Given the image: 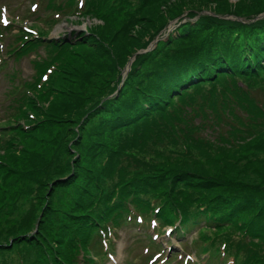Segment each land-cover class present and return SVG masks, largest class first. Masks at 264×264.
I'll list each match as a JSON object with an SVG mask.
<instances>
[{"label": "trees", "instance_id": "16d2710c", "mask_svg": "<svg viewBox=\"0 0 264 264\" xmlns=\"http://www.w3.org/2000/svg\"><path fill=\"white\" fill-rule=\"evenodd\" d=\"M164 1L142 0L119 27L124 6L48 0L50 10L80 9L104 20L88 34L96 43L88 54L110 74L96 93L84 90L89 71L76 75L75 86L65 83L73 78L79 43L43 39L48 29L42 28L32 39L22 30L18 46L11 45L17 57L40 47L46 54L33 60V81L16 86L22 93L16 124L0 123V209L15 208L21 217L5 237L7 248L0 245V264L10 252L19 264H95L92 241L134 213L173 225L178 237L197 230L210 264H264V176L249 170L264 152V96L254 93L264 73V0H192L147 15ZM204 10L211 13L199 16ZM185 12L198 19L138 53L119 88L128 61ZM144 21L145 37L123 58L116 39ZM56 92L54 104L43 105ZM80 109L67 114L56 134L47 130ZM91 116L97 122L85 126Z\"/></svg>", "mask_w": 264, "mask_h": 264}, {"label": "rangeland", "instance_id": "374dc122", "mask_svg": "<svg viewBox=\"0 0 264 264\" xmlns=\"http://www.w3.org/2000/svg\"><path fill=\"white\" fill-rule=\"evenodd\" d=\"M37 0H0V27L2 22L4 21V16H7V21L13 23L15 25L21 26V28H27L28 30H32L34 32H38L36 24L30 26V24L39 21L40 19L47 18L48 16L52 17L54 13L49 7H46L47 1L45 0L42 4L35 7V13L33 12V5L36 4ZM142 1V0H141ZM141 1L139 0H105L106 4H109L108 10H112V7H120L124 6V9L121 12L120 21L118 23L119 27L122 26L125 22L124 19H128L130 15L128 10L135 9ZM194 1V0H193ZM131 2V3H130ZM233 3H236L237 0H232ZM193 4L192 0H165L162 4L158 5L159 8L150 9L147 12L148 16H152L153 18L156 17L158 14L169 13V11L173 8H176L180 5ZM50 13V14H49ZM210 14V11L204 10L203 12L199 13L198 15L202 14ZM119 14V13H118ZM155 15V16H154ZM32 16V17H29ZM226 17L235 19L232 15H225ZM261 17V16H260ZM53 18V17H52ZM181 19V20H180ZM198 19V16L189 17L187 16V12H185L179 19L171 20L168 26L159 33L160 40H167L168 33L171 31L173 35L177 34L178 28L181 27L183 23L186 21L195 22ZM242 19V18H236ZM147 24H149V20H145ZM145 21L142 22L140 25H135L129 31V33L123 34L122 40L116 39V46H118V50L122 53L123 58H127L128 54L130 53V48L133 50L136 45L139 43L142 38L145 37L147 33L145 27ZM29 24V26L27 25ZM44 27L46 28L45 24ZM104 25V20L98 17L97 15L92 16H85V15H76L74 14H67L64 15L61 19L57 20L56 22H52L49 30L44 31L47 34L48 39L52 38H67L72 45H77L78 43V54L76 58L72 60V66L75 65L74 75L73 78L65 83L67 85L75 86L73 83L76 81V75L79 73H84L85 71L91 72L90 80H88V85L84 90H90V94L96 93L97 91L103 90L107 87L108 83H106L110 76L109 68L106 64L102 67H99L96 62L95 57H91L90 52H92V47H96V43H93L89 40L88 34L93 31L97 26ZM6 31V30H5ZM15 30L14 32H16ZM115 31V30H114ZM22 29H19L16 36L21 35ZM97 34V30H95ZM6 33V32H5ZM113 34V33H112ZM85 38V39H84ZM6 42H13L14 36L11 37L10 34L6 33L4 37ZM4 39H0V122L6 126L10 124H16L12 121V116L18 113V108L20 106L19 99L22 95L19 91H17L16 86L19 82L24 81H33L35 75V65L33 63L34 58H43L46 54V49L44 47L38 48L34 52H30L24 56L19 57L18 59H14V57L10 56L7 58L6 66L2 64V56L5 54L6 44ZM128 41V42H126ZM158 42V43H159ZM130 44H132L130 46ZM80 45L82 47H88L83 51H80ZM155 45V44H154ZM152 44L150 49L154 47ZM105 47L108 49L110 45L106 44ZM109 52L114 55V53L109 50ZM94 54H92L93 56ZM115 59V57H113ZM112 64L111 59L108 61ZM126 67V66H125ZM262 75V74H261ZM12 76L14 79H12ZM248 80V79H247ZM257 83H254V93L264 96V73L262 77L258 76L256 78ZM240 84H243L240 81ZM246 86V85H244ZM89 87V88H88ZM80 88H74V90H79ZM244 90H248V87H242ZM57 92L53 95L48 96L43 105L46 107H51L56 100ZM65 98L67 95L64 94ZM69 98V97H68ZM91 100V99H90ZM50 105V106H49ZM90 105V103H89ZM88 105V106H89ZM85 107V105H83ZM80 110H76L70 113H66L62 115L61 119H58L53 123L50 128L51 134H56L62 128L65 127L67 123L68 115L75 116L78 115ZM68 114V115H67ZM93 116H91L92 118ZM25 120V119H24ZM21 122L24 121L21 119ZM97 122V117L94 116L92 120H89L85 123L87 126L93 125ZM62 124V125H60ZM83 124V119L80 122V125ZM84 126V125H83ZM50 136V135H49ZM52 137V136H50ZM57 137V136H56ZM56 141H53L50 144V149H54L56 145ZM62 145H64L62 143ZM63 151V149H62ZM51 152V151H49ZM48 152V153H49ZM47 153V154H48ZM0 154H3V151L0 150ZM256 155V154H254ZM63 158V154L60 156ZM248 158L243 159V163L247 164ZM262 159V160H261ZM257 162L251 163V168L249 170H253L254 172L261 173L264 176V152H259L256 157ZM235 170L240 171L239 168H235ZM244 174V172H243ZM255 174V173H254ZM243 177H256L251 173H246ZM249 179H245L248 181ZM254 180V179H253ZM22 200L20 203H22ZM24 203V202H23ZM31 200L26 198L24 206H29ZM22 207V206H21ZM23 208V207H22ZM13 209V210H12ZM10 209L8 206L0 209V245L2 248H7L6 240L8 238L7 234L11 232L13 229L17 228L18 222L21 219L19 217L18 212L15 208ZM16 212H15V211ZM12 211L11 213H9ZM18 218V219H17ZM14 222V223H13ZM155 228H138L133 223H126L122 227L119 228L117 236L114 238L113 247H110L108 250H113V254L111 258H109V262L107 264H145L150 258L152 260L151 264H190L187 263L188 261L195 262L199 264V258L196 255V245L194 243V239L197 236V230L192 232L185 233V237L176 238V235L172 233H157L154 230ZM149 237L155 239L158 248L155 251L152 248H149ZM237 237V236H236ZM256 241V240H255ZM183 247L186 248L187 251L182 252L178 256V260H175L173 263L166 261L165 257L167 253H170L173 248H176L180 251H183ZM96 256V255H95ZM100 260L99 258H96ZM1 264H19V260L17 255L14 252L5 253L3 257H1ZM205 260H203L204 262ZM202 262V264H203Z\"/></svg>", "mask_w": 264, "mask_h": 264}, {"label": "water", "instance_id": "95a60500", "mask_svg": "<svg viewBox=\"0 0 264 264\" xmlns=\"http://www.w3.org/2000/svg\"><path fill=\"white\" fill-rule=\"evenodd\" d=\"M260 16H261V15H260ZM258 17H259V16H258ZM147 50H148V49H147ZM144 51H146V49H145ZM141 52H143V51H139V52H137L136 54L141 53ZM136 54H135L134 57H133V58L127 63V66H126V68H125V71H128V70L130 69V67H131V63L133 62V60H134Z\"/></svg>", "mask_w": 264, "mask_h": 264}, {"label": "snow or ice", "instance_id": "6c2138e0", "mask_svg": "<svg viewBox=\"0 0 264 264\" xmlns=\"http://www.w3.org/2000/svg\"><path fill=\"white\" fill-rule=\"evenodd\" d=\"M35 7H36V5H33V9H34V10H35ZM4 23H5V24L8 23L7 19H4Z\"/></svg>", "mask_w": 264, "mask_h": 264}]
</instances>
